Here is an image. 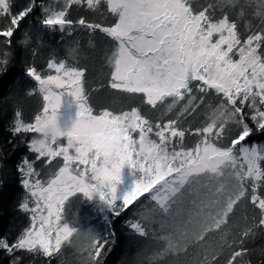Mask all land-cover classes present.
Segmentation results:
<instances>
[{"label": "snow or ice", "instance_id": "obj_1", "mask_svg": "<svg viewBox=\"0 0 264 264\" xmlns=\"http://www.w3.org/2000/svg\"><path fill=\"white\" fill-rule=\"evenodd\" d=\"M94 9L101 0H86ZM80 0H68L59 10L45 8L42 25L63 32L73 21L66 18L68 7ZM107 9L116 17L112 26L78 24L99 29L114 41L109 57L111 67L108 86L130 95H142L152 109L167 104L169 110L179 106L177 119L151 122L132 107L115 114L110 110L94 113L84 87L85 70L65 62H49L55 74L42 75L36 67L27 76L42 96V107L33 119L25 122L15 112L13 135L32 134L28 148L36 161L52 164L62 157L63 164L46 181L34 162L25 159L21 168L22 184L34 198V207L23 203L32 213L31 224L9 245L0 240V248L11 255L25 251L53 257L65 243H71L79 230L63 219L65 202L77 193L87 199L98 197L113 215L129 210L141 198L152 202L151 217L143 220L160 223L166 251L183 252L190 242L204 241L206 233L227 223L234 206L250 190V203L260 210L259 225H264V145L247 144L253 128L264 132V28L242 37L238 25L227 14L214 18L208 7L196 10L190 0H106ZM235 6V0H227ZM55 9V10H53ZM0 10L9 12L8 0H0ZM26 8L12 14L10 23L0 28V37H11L19 22L29 14ZM257 16L264 20V0H258ZM10 50L0 53V72L10 63ZM207 103V119L195 129L199 140L192 147L183 143L188 129L180 127V118L196 114ZM71 97L78 108L77 119L66 145L48 153L34 148L42 119H54L62 99ZM245 106L249 111L245 112ZM234 125L235 127H229ZM236 134L228 144L223 141ZM136 134L135 136L133 134ZM86 137L84 148L69 152L68 141ZM83 166V167H81ZM127 166L138 173L134 187L118 195L121 171ZM68 177L73 183L64 181ZM206 217L211 223L202 221ZM140 236L148 232L140 222L130 223ZM251 229L245 230L247 237ZM89 239L90 264H102L108 238L91 232L80 233ZM242 244L243 241H240ZM246 251L233 247L226 264H233ZM19 257H16V261ZM14 261V264H16Z\"/></svg>", "mask_w": 264, "mask_h": 264}, {"label": "trees", "instance_id": "obj_2", "mask_svg": "<svg viewBox=\"0 0 264 264\" xmlns=\"http://www.w3.org/2000/svg\"><path fill=\"white\" fill-rule=\"evenodd\" d=\"M8 3V13L0 10V28L10 23L12 14L31 8L15 28L10 45L4 43L8 38L0 37V53L5 48L10 50V63L5 66V71L0 72V240L12 245L31 224L32 213L21 206L23 203L29 204L20 171L25 167L23 161L27 159L34 162L35 169L40 171L44 181L63 164L62 157L55 158L50 165L45 164L44 159L36 161V154L28 148L32 134L13 135L10 131L16 111H20L22 119L29 122L42 107L41 94L38 91L29 94L30 90L37 87L27 76L29 67H36L42 75L53 74L52 70L47 69L49 62L63 61L84 69V87L94 113L110 110L119 114L136 107L155 123L177 119L179 106L169 110L165 104L152 109L144 103L142 95L126 94L108 86L112 70L109 57L114 41L99 29H89L77 23L80 18H84L93 25L112 26L116 17L108 11L105 0H101L94 9L88 8L86 0L71 4L66 18L74 23L66 26L63 32L43 26L42 20L47 15L45 8L59 10L68 0H8ZM190 3L196 10L212 5L209 13L214 18L227 14L237 23L242 37L264 28V20L255 14L258 0H235V6L228 4L227 0H190ZM217 99L212 96L196 114L187 119L180 118V127L188 129L183 141L186 147L194 146L199 140L195 129L202 127L207 119V103L214 104ZM248 111L245 106V112ZM245 122L253 128V134L246 143L264 145V132L256 130L250 120L246 119ZM235 134L231 132L223 143L228 144ZM258 194L264 196V186L258 189ZM250 195L249 190L246 197L234 206L227 223L207 232L204 241L193 240L186 251L179 253L166 251L167 242L160 239L163 230L157 222L159 218L157 221L142 219V214L151 217L149 209L152 207V202L143 197V203L137 202L129 210L115 216L109 208L95 211L91 203L81 193H77L65 202L62 215L71 227L80 230L89 224L92 234L100 239H109L110 243L102 253V264H226V257L233 247L246 249L233 264H264V225L258 223L260 210L250 203ZM201 219L211 223L206 217ZM132 222H140L148 235L136 234L130 228ZM248 229H251L250 235L243 236V232ZM77 234H74L71 243H65L61 252L53 257L25 251L10 255L7 250L0 248V264H14L16 257H19L16 264H90L87 251L90 241L83 243Z\"/></svg>", "mask_w": 264, "mask_h": 264}, {"label": "rangeland", "instance_id": "obj_3", "mask_svg": "<svg viewBox=\"0 0 264 264\" xmlns=\"http://www.w3.org/2000/svg\"><path fill=\"white\" fill-rule=\"evenodd\" d=\"M53 74H55V73L53 72ZM77 112H78V108H77L74 100L71 97H64L62 99L61 108L58 110V116L60 119V123L62 125H65V126L71 128L72 125L76 122ZM133 135L135 136L136 134L134 133ZM66 143H67L66 140L62 139L58 142V145H66ZM58 145H55V146H58ZM69 152L72 153V149H69ZM81 167H83V166H81ZM138 175L139 174L136 173L134 170L125 166L121 171V181H120V184L118 185V195L123 194L126 190L134 187L135 182L138 179ZM28 197H29V204H30L29 208L34 207L35 206L34 198H32L29 193H28ZM84 198L87 202L91 203V205L93 206V208L97 212H101L104 209L108 208L106 205L103 204V202H101L99 200L98 197H94L92 199H87L86 197H84ZM69 227H71V226L69 225ZM88 232H93V231H92L90 225L86 224L85 226H83L79 230L77 237L81 238L82 242L85 243V242L89 241V239L85 238V236L80 234V233H88Z\"/></svg>", "mask_w": 264, "mask_h": 264}, {"label": "clouds", "instance_id": "obj_4", "mask_svg": "<svg viewBox=\"0 0 264 264\" xmlns=\"http://www.w3.org/2000/svg\"><path fill=\"white\" fill-rule=\"evenodd\" d=\"M74 127V124L71 128L62 125L58 113L54 119H42L41 124L39 125V130L34 140V148L39 149L41 152L48 153L53 150L55 145H58V142L62 139H68L69 133ZM87 140L86 137L82 134L77 139H72L68 141V147L72 150L84 148L86 146ZM66 183H73L68 177L64 178Z\"/></svg>", "mask_w": 264, "mask_h": 264}]
</instances>
